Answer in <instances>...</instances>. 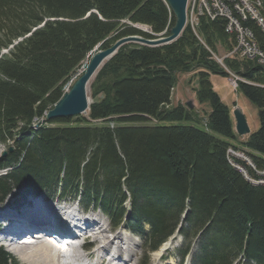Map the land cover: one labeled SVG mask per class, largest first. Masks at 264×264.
I'll use <instances>...</instances> for the list:
<instances>
[{"label": "trees", "instance_id": "obj_1", "mask_svg": "<svg viewBox=\"0 0 264 264\" xmlns=\"http://www.w3.org/2000/svg\"><path fill=\"white\" fill-rule=\"evenodd\" d=\"M174 23L164 0H0V204L13 194L77 202L149 253L180 235V264L187 256L191 264H264V186L231 164L239 136L211 82L242 79L239 93L258 109L260 127L240 146L264 169V66L215 60L218 44L233 47L227 19L201 16L196 33L187 25L167 45L122 46L97 73L87 116L33 127L97 47L168 37ZM244 25L264 51L261 27ZM190 73L197 102L210 110L203 120L172 102L179 75ZM183 122L190 125L160 126ZM0 264L20 263L0 247Z\"/></svg>", "mask_w": 264, "mask_h": 264}, {"label": "rangeland", "instance_id": "obj_2", "mask_svg": "<svg viewBox=\"0 0 264 264\" xmlns=\"http://www.w3.org/2000/svg\"><path fill=\"white\" fill-rule=\"evenodd\" d=\"M255 20H256L257 24H259L258 23L259 21L256 18H255ZM134 27H136L140 30H144V28L146 29V27H140L139 25H136ZM160 37H162V35L159 36V38ZM98 50H102V49H99V48L97 50L95 49L91 53V56L93 54H95ZM6 53H7L6 50L2 51V54L5 55ZM226 53H227V50L223 46L218 44L217 45V51L213 57L215 58V60L217 62L221 63L223 61V59H225ZM91 56L89 57V59L86 60L84 65H86L87 62H89ZM193 76L194 75L192 73L179 75V83L177 85V88L174 90V101H175V103L180 102L181 104H184V105L191 103L193 105L192 110H194L196 112V114L198 116H200V118H202L201 120H203L205 118L204 115H206L210 110L206 105H200L197 102L196 96H195V91H194L195 88L197 87V81H196V79H194ZM95 78L92 79V81L90 82L88 89H87L88 97L91 100V102H92V84L94 83ZM234 78L235 77H233V76H230L228 78H222L219 76H211V82L213 84L215 91L218 93V95L220 96L222 101L230 108V110L232 112L236 108L241 109V111L243 112V114L246 117L248 126L251 130V133H254L260 127L259 118H258V109L253 104H251L243 94L239 93V90L237 88V83H236L237 81ZM71 86L72 85H70L69 89L71 88ZM64 92H65V89H64ZM177 104H175V105H177ZM84 116H87V115H84ZM72 120L75 121L76 118H73ZM180 125L181 126H188L190 124L187 122L173 123V124H170V123H161L160 124V126H180ZM192 125L199 127V128H202V127L196 125V123H193ZM132 126H137V125H132ZM246 139H247V137H239L238 141L235 142L234 145L237 146V148L240 149V151L245 152V150H243L242 147L240 146V143L244 142ZM6 149H7V147L0 145V156L4 153V151ZM229 157L232 158V156H230V155H229ZM231 164H232V162H231ZM235 168H237V170H239L244 175L245 179L249 183H251L252 185L264 186V183H263L264 181H260V178H263V177H261L258 174L255 176L256 179H252V178L248 179L252 175H248V172L246 170L251 172V170H252L251 167H246V170L242 167L239 168V167L235 166ZM245 172L247 173V175L245 174ZM251 180H254V182H251ZM43 199H44L45 203L47 204V206H49L50 203H47L45 198H43ZM38 200H42V198L32 196V195L28 196V197L26 196L24 198H18L16 196L14 198L11 197L5 204L0 206V213L7 211L9 213L15 214L16 213L15 211L18 210V211H22V213H32L34 211L40 215H45L46 213H43L38 208V206L37 207L34 206V205H36ZM53 204H55V206L58 205L57 202H55ZM61 206L67 210L71 209V211H73L72 208H68V207L69 206L74 207L75 205H71L68 203H61ZM13 208H15V210H12ZM75 208H78V207H75ZM65 209H64V212L67 211ZM77 210L80 213H84L80 208H78ZM73 213H74V211H73ZM47 214H48V212H47ZM54 215H56V214H54ZM62 216H64V215H62ZM85 216H86V218L92 217V218H94V220L98 221V222H96L93 220L92 226L90 228L91 230H94L97 227V225H100L101 227H103L106 230V235L109 238L113 239L115 236H119L121 239L118 240L114 244L115 246L120 245V246H124L125 248H127L128 246L122 242L123 239H126V240H129L130 242H133L132 243L133 244L132 250L136 254L135 257H133V261H131L132 257L130 255H127V254H123V257H122L123 259H120L118 261H123L122 263H127V264H180L181 259H180V256H178L177 250H179L180 248H182L184 246L183 239L180 235H177L174 238H172L163 247H161V249L159 251L149 253L145 249L144 243L140 238L132 235L131 233L127 232L126 230H122V229L115 230V228H113L110 225L108 219L102 213L96 212V214H94V213L90 212V214H86ZM55 219H56V217H55ZM0 221H2V218H0ZM95 248H96V246H95ZM94 249L91 251V253L94 252ZM124 252H126V251H124ZM162 255L164 256V258H162V260H159L160 256H162ZM89 257L96 258V257H94V255H91ZM15 258L20 262V264H27L24 261H22L19 258V256L16 255ZM191 263H192V256L189 257L188 259H186V257H185L183 264H191Z\"/></svg>", "mask_w": 264, "mask_h": 264}, {"label": "bare ground", "instance_id": "obj_3", "mask_svg": "<svg viewBox=\"0 0 264 264\" xmlns=\"http://www.w3.org/2000/svg\"><path fill=\"white\" fill-rule=\"evenodd\" d=\"M258 4L261 5L263 11L264 4L260 0H258ZM256 19L258 20V18ZM251 20L256 21L255 18H251ZM258 23L264 33V24L262 22ZM195 31L196 30H194V32ZM250 178L255 179L253 177H249L248 179ZM34 206H38V208L46 214L40 215L34 211L32 213L17 212L15 214H7L6 216H8L10 219H13L16 223H12L6 230L11 233L12 230L16 229L17 231L14 233V235L27 233L34 230L38 231L39 229L41 231L49 230L54 233L61 232L63 230L71 231V227L69 225L73 224V219L77 216L76 214L75 216H73V219H71L72 214L75 213H73L71 209L67 210L61 205L58 204L55 206V204L53 203L52 205L47 206L44 199L38 200L36 205ZM64 209L67 211L64 212ZM4 213L6 212H1L0 214ZM93 220L94 218L90 217V219H86L83 224L86 227L87 236L91 238V242L94 244V246H96L93 253H87L83 250L78 251L74 246H70L68 250V258L65 261H59V259L56 258L57 254H55L54 250L51 247L45 245L44 242L40 241L39 239H36V241L32 243L34 245H25L26 243L31 242V240H35L33 238H25V240L19 242L20 244L17 243V245L13 246L11 249L15 255L19 256V258L27 264H88V261L86 259L91 258L89 257L91 255H94V257H96H92L93 259H97L96 261L91 262L92 264H127L122 263L123 261H118L120 259H123V254L130 255L132 257L131 261H133V257H135L136 255L132 250L133 242L123 239L122 242L128 246L127 248L120 245L115 246L114 244L121 238L119 236H115L113 239L109 238L106 235V230L100 225H97L94 230H91L90 228L92 226ZM94 221L98 222L97 220ZM17 225H19L20 228H18ZM14 227L16 228L13 229ZM6 230L4 228L1 232L5 234ZM36 237L38 238L41 236L37 235ZM50 243L52 246L56 247L54 241L50 240Z\"/></svg>", "mask_w": 264, "mask_h": 264}, {"label": "water", "instance_id": "obj_4", "mask_svg": "<svg viewBox=\"0 0 264 264\" xmlns=\"http://www.w3.org/2000/svg\"><path fill=\"white\" fill-rule=\"evenodd\" d=\"M171 13L174 17L175 23L170 30L168 37H160L155 40L145 39L139 36H130L118 40L114 45L98 50L92 55L84 73L75 82L69 92L65 93L61 100L48 111L46 121L50 122L56 119H72L84 116L88 113L91 105V100L88 97L87 89L93 78L96 77L99 70L116 55L118 50L127 44H139L147 47H159L170 44L176 41L187 26V5L189 0H165ZM99 47L96 48V50ZM192 109L193 105L188 103ZM235 121V131L238 136L245 137L250 135L251 130L248 126L245 115L240 109H235L233 112ZM14 149H9L12 152ZM6 156V152L2 154Z\"/></svg>", "mask_w": 264, "mask_h": 264}, {"label": "built area", "instance_id": "obj_5", "mask_svg": "<svg viewBox=\"0 0 264 264\" xmlns=\"http://www.w3.org/2000/svg\"><path fill=\"white\" fill-rule=\"evenodd\" d=\"M189 9L188 22L193 30H196L201 16L206 15L211 20L216 18L228 20L226 33L234 43L226 57L252 60L264 66V51L260 48L253 31L244 25L251 18H258L259 22L264 24V13L258 0H190ZM69 87L70 85L65 88V93L69 91ZM228 155L232 156L233 165V159L244 161L248 167L263 177L260 181H264V170L258 169L244 153L229 149Z\"/></svg>", "mask_w": 264, "mask_h": 264}, {"label": "crops", "instance_id": "obj_6", "mask_svg": "<svg viewBox=\"0 0 264 264\" xmlns=\"http://www.w3.org/2000/svg\"><path fill=\"white\" fill-rule=\"evenodd\" d=\"M172 102H173V104H177V103H180V102H176V103H175V101H174V98H173Z\"/></svg>", "mask_w": 264, "mask_h": 264}]
</instances>
